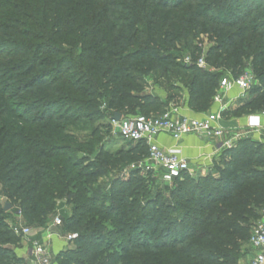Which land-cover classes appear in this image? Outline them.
I'll return each mask as SVG.
<instances>
[{"label": "trees", "instance_id": "1", "mask_svg": "<svg viewBox=\"0 0 264 264\" xmlns=\"http://www.w3.org/2000/svg\"><path fill=\"white\" fill-rule=\"evenodd\" d=\"M247 66L256 85L224 119L264 114V0H0V264H24L11 210L45 228L63 200L78 238L55 264H242L264 207L263 144L239 140L165 195L130 170L144 142L112 151L106 138L115 114L159 117L185 93L209 113Z\"/></svg>", "mask_w": 264, "mask_h": 264}, {"label": "built area", "instance_id": "2", "mask_svg": "<svg viewBox=\"0 0 264 264\" xmlns=\"http://www.w3.org/2000/svg\"><path fill=\"white\" fill-rule=\"evenodd\" d=\"M198 65L203 66L204 61L200 60ZM255 85L256 79L251 69L245 70L244 74L237 78L226 76L220 82L214 102L220 104L225 95L235 89L240 91L241 97H246ZM221 112L222 110L218 113H207L201 119H193L179 116L175 110L169 108L159 117L137 115L121 119L119 122L112 120V134L123 141L144 142L147 145L148 156L144 160L131 165L130 170H138L145 175L152 174L163 184L172 185L176 179L190 173V165L188 160L181 156L178 147L172 149L161 148L156 142L157 138L165 134L170 136L176 143L191 135L215 140L224 139L222 146L230 149L233 147L232 141L237 139L238 136L230 138L229 132L219 126L222 118ZM258 126L259 124H252V127ZM54 226H62V220L56 218ZM13 230L15 234L20 235L29 243L31 264H54L47 247L30 238L31 227H25L22 230L14 228ZM77 238V234L65 236L67 242ZM250 248L254 252L250 264H264V207L260 213V220L252 232Z\"/></svg>", "mask_w": 264, "mask_h": 264}, {"label": "crops", "instance_id": "3", "mask_svg": "<svg viewBox=\"0 0 264 264\" xmlns=\"http://www.w3.org/2000/svg\"><path fill=\"white\" fill-rule=\"evenodd\" d=\"M246 97H241L240 91L238 89L228 92L223 101L219 104L214 102L212 109L209 113H218L222 110L221 114L224 111H234L236 110L241 103L247 99ZM175 112L182 117L201 119L207 113H198L193 111L188 106V96L185 93L183 99L177 106H170ZM259 124L258 127H252V124ZM219 126L225 131L229 132L230 138L237 137L232 141V144L235 145L241 139H252L256 142H259L264 145V115L263 114H251L245 115L243 117H229L227 119L221 118ZM228 137V136H227ZM226 139V138H225ZM229 139V138H228ZM224 140V139H223ZM223 140L208 139L201 136L191 135L184 137L179 143H176L170 136L161 135L157 138V144L164 149H172L178 147L181 151V156L188 160L190 169L197 171L198 173H207V171L212 166L214 160H216L223 150L228 149L222 146ZM3 198V197H1ZM16 216L21 220L22 217L20 213L16 210ZM55 227V226H54ZM55 229H58L55 227ZM58 231L52 232V236L44 233L41 234V239L46 242V247L51 255L53 248H56L59 242L58 240ZM62 238V237H61ZM65 240V237L62 238ZM62 244V243H61ZM66 246L69 247V243L66 241ZM52 246V247H51ZM27 250V258L24 256H19L20 258L29 261L31 264V248L28 242L22 243V248L19 249L20 254L25 253ZM253 250L249 247L248 256L243 261L244 264H250L253 257Z\"/></svg>", "mask_w": 264, "mask_h": 264}, {"label": "rangeland", "instance_id": "4", "mask_svg": "<svg viewBox=\"0 0 264 264\" xmlns=\"http://www.w3.org/2000/svg\"><path fill=\"white\" fill-rule=\"evenodd\" d=\"M196 42H198V44H200L201 46H203V48H204V54L210 48L211 44H213L209 40L208 36H206V35H202L199 38V41H196ZM173 53L179 57V59H180L179 62H181L182 64H189L190 63L191 57H190V54H188V52L186 50L180 49L178 51H173ZM248 64L249 63H247V65ZM200 67L201 68H204L206 70H209L211 72L214 71V69L208 68L205 64L203 66H200ZM247 69H250V66H247ZM148 81L151 84L150 91H152L154 89L155 93H157L158 95L162 96L163 98L167 97L166 92L163 90V88H162L161 85H159V84L157 85L154 77L148 78ZM138 115H142V114L139 113ZM99 120H100V122L103 121L106 124L109 123V121H108L109 119H107V118L104 119V120L103 119H99ZM70 130H73V129H70ZM73 131H76V130H73ZM76 134H79V136H83V134H80V133H76ZM106 142H107V148L110 149V150H112V151H115V150H117L120 147L130 145L128 143H125L123 140H120L119 138L114 137L113 134L112 135H109L106 138ZM212 166H213V164H212ZM212 166L210 168H212ZM197 174H198L197 171L190 170V173H189L190 176L197 175ZM204 174H206V173H204ZM155 186L158 187L160 190H162L165 195H166V193H165L166 191H171V190L174 189V185H165L159 179H157ZM167 201L170 202L173 205V201L171 199H168ZM0 202H1L0 204L2 206H4V208H5L6 203H7L6 199L1 198L0 199ZM70 213H71V207L67 204V202L65 200L58 201L56 210L51 215L47 227H45V228H40V227H34V228H32V233H31V237L30 238L33 239V240H35V241H37V242H39L41 245H43L45 247H46L47 244H46V242H44L41 239V234L45 232V234L48 235V237H50V233L55 232L56 230H59L58 231V234H57V235H59L58 236L59 237L58 240L62 244L61 243L58 244L56 246V248H53L52 251H51V257H52V260H53L54 264H55L56 257L59 254H61L62 252L66 251V250H68L70 248V247L66 246L67 245L66 244V241L62 240V238L65 237L66 235L73 234V232H65V225H64V223H65V217L66 216H69ZM56 218H60L62 220V226L57 227L58 229H55V227H54V220ZM8 225L12 229L16 228V229H19V230H22L23 228L28 227V225L24 222L23 219L20 220L16 216V209H12L11 210L10 215H9ZM15 235L18 236V237H20L22 239V243L25 242V240L20 235H17V234H15ZM21 248H22V245H21ZM71 248H74V247L71 246ZM19 249H15L16 257L17 258H20L19 256H24L25 258H27V250L25 249V253L24 254H20V253H18L19 252ZM24 264H30V262L29 261L27 262L24 259ZM242 264H244V262H242Z\"/></svg>", "mask_w": 264, "mask_h": 264}, {"label": "water", "instance_id": "5", "mask_svg": "<svg viewBox=\"0 0 264 264\" xmlns=\"http://www.w3.org/2000/svg\"><path fill=\"white\" fill-rule=\"evenodd\" d=\"M122 119L121 115L119 114H115V116L113 117V121L115 122H119L120 120ZM11 209V206L9 204H6L5 208H4V211L7 212Z\"/></svg>", "mask_w": 264, "mask_h": 264}]
</instances>
